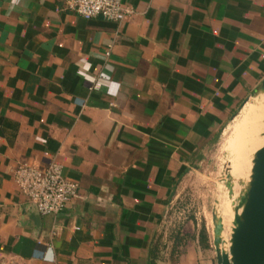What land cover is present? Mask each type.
Returning a JSON list of instances; mask_svg holds the SVG:
<instances>
[{
	"label": "crops",
	"instance_id": "obj_1",
	"mask_svg": "<svg viewBox=\"0 0 264 264\" xmlns=\"http://www.w3.org/2000/svg\"><path fill=\"white\" fill-rule=\"evenodd\" d=\"M123 3L0 0V264H211L177 192L264 78V0ZM53 161L78 194L35 224L14 170Z\"/></svg>",
	"mask_w": 264,
	"mask_h": 264
},
{
	"label": "rangeland",
	"instance_id": "obj_2",
	"mask_svg": "<svg viewBox=\"0 0 264 264\" xmlns=\"http://www.w3.org/2000/svg\"><path fill=\"white\" fill-rule=\"evenodd\" d=\"M262 93L239 106L202 164L186 178L182 191L177 192L175 208L179 207L182 213L190 210L203 223L211 264H216L214 226L221 221L220 250L229 252L234 215L241 212L240 201L248 188L253 156L264 138Z\"/></svg>",
	"mask_w": 264,
	"mask_h": 264
},
{
	"label": "built area",
	"instance_id": "obj_3",
	"mask_svg": "<svg viewBox=\"0 0 264 264\" xmlns=\"http://www.w3.org/2000/svg\"><path fill=\"white\" fill-rule=\"evenodd\" d=\"M62 9L74 12L85 19L102 17L120 21L132 10L123 0H61ZM99 87L95 82L91 88ZM14 182L21 194L33 204L39 215L63 211L78 194L77 184L67 179L61 164L50 162L45 167L22 163L14 170Z\"/></svg>",
	"mask_w": 264,
	"mask_h": 264
},
{
	"label": "water",
	"instance_id": "obj_4",
	"mask_svg": "<svg viewBox=\"0 0 264 264\" xmlns=\"http://www.w3.org/2000/svg\"><path fill=\"white\" fill-rule=\"evenodd\" d=\"M264 89V78L255 94ZM243 106V105H242ZM248 188L241 198V212L234 215L229 252L220 250L223 225L214 226L216 264H264V145L255 152ZM35 224L39 213H33Z\"/></svg>",
	"mask_w": 264,
	"mask_h": 264
},
{
	"label": "clouds",
	"instance_id": "obj_5",
	"mask_svg": "<svg viewBox=\"0 0 264 264\" xmlns=\"http://www.w3.org/2000/svg\"><path fill=\"white\" fill-rule=\"evenodd\" d=\"M43 259L47 261V264H52V261L54 260V252L51 248L45 251L43 254Z\"/></svg>",
	"mask_w": 264,
	"mask_h": 264
},
{
	"label": "bare ground",
	"instance_id": "obj_6",
	"mask_svg": "<svg viewBox=\"0 0 264 264\" xmlns=\"http://www.w3.org/2000/svg\"><path fill=\"white\" fill-rule=\"evenodd\" d=\"M262 91H264V89H261V90H259L258 92H262ZM258 92H257V93H258ZM255 95H257V94H255ZM244 105H245V104H244ZM244 105H243V106H244ZM262 135H263V137H264V132H263ZM263 145H264V138H263V140L261 141L260 147H259L257 150H259ZM257 150H256V151H257ZM243 165H244V164H243ZM242 174H243V173H242Z\"/></svg>",
	"mask_w": 264,
	"mask_h": 264
},
{
	"label": "trees",
	"instance_id": "obj_7",
	"mask_svg": "<svg viewBox=\"0 0 264 264\" xmlns=\"http://www.w3.org/2000/svg\"><path fill=\"white\" fill-rule=\"evenodd\" d=\"M204 234H205V233L203 232L202 235H201V242H204V240H205V238H204L205 235H204Z\"/></svg>",
	"mask_w": 264,
	"mask_h": 264
}]
</instances>
